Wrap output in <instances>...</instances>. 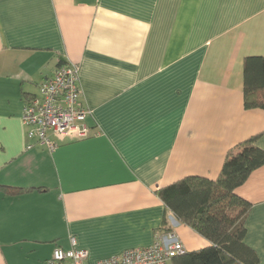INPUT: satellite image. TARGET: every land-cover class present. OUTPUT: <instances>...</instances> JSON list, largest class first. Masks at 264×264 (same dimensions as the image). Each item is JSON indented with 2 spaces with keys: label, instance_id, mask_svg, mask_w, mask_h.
<instances>
[{
  "label": "crops",
  "instance_id": "crops-1",
  "mask_svg": "<svg viewBox=\"0 0 264 264\" xmlns=\"http://www.w3.org/2000/svg\"><path fill=\"white\" fill-rule=\"evenodd\" d=\"M249 56H264V0H0V264H46L72 239L89 264L168 232L208 247L157 192L215 180L252 137L264 150V110L244 104ZM65 63L91 134L28 150L25 103ZM236 193L264 264V165Z\"/></svg>",
  "mask_w": 264,
  "mask_h": 264
},
{
  "label": "trees",
  "instance_id": "trees-1",
  "mask_svg": "<svg viewBox=\"0 0 264 264\" xmlns=\"http://www.w3.org/2000/svg\"><path fill=\"white\" fill-rule=\"evenodd\" d=\"M243 68L245 108L264 110V56L245 58ZM259 137L229 151L215 180L190 176L157 192L181 224L210 243L174 257L171 264H260L257 252L245 242L252 205L236 193L264 165V150L256 145Z\"/></svg>",
  "mask_w": 264,
  "mask_h": 264
},
{
  "label": "built area",
  "instance_id": "built-area-1",
  "mask_svg": "<svg viewBox=\"0 0 264 264\" xmlns=\"http://www.w3.org/2000/svg\"><path fill=\"white\" fill-rule=\"evenodd\" d=\"M80 98L79 67L62 64L53 77L41 84L39 93L25 103L22 123L28 130V139L32 140L27 149L42 146L54 151L65 138H88L91 133L86 121L90 110L81 106ZM71 244L69 250L55 248L46 264H89V253L76 248L75 239ZM186 252L181 240L168 232L158 236L148 248L126 250L95 264H171L174 257Z\"/></svg>",
  "mask_w": 264,
  "mask_h": 264
}]
</instances>
